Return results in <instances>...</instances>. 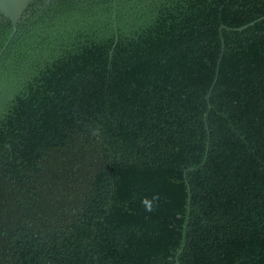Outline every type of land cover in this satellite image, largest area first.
Wrapping results in <instances>:
<instances>
[{"label": "trees", "instance_id": "16d2710c", "mask_svg": "<svg viewBox=\"0 0 264 264\" xmlns=\"http://www.w3.org/2000/svg\"><path fill=\"white\" fill-rule=\"evenodd\" d=\"M13 29L0 264H264V0H35Z\"/></svg>", "mask_w": 264, "mask_h": 264}, {"label": "water", "instance_id": "95a60500", "mask_svg": "<svg viewBox=\"0 0 264 264\" xmlns=\"http://www.w3.org/2000/svg\"><path fill=\"white\" fill-rule=\"evenodd\" d=\"M34 2L35 0H0V15L11 19L14 26L10 39L16 34L18 24L21 21L23 14L29 10L31 4Z\"/></svg>", "mask_w": 264, "mask_h": 264}, {"label": "snow or ice", "instance_id": "6c2138e0", "mask_svg": "<svg viewBox=\"0 0 264 264\" xmlns=\"http://www.w3.org/2000/svg\"><path fill=\"white\" fill-rule=\"evenodd\" d=\"M138 2L146 4V3H148V0H138Z\"/></svg>", "mask_w": 264, "mask_h": 264}]
</instances>
